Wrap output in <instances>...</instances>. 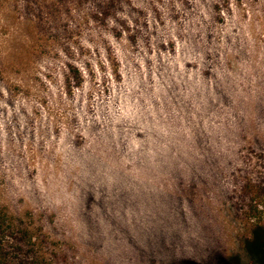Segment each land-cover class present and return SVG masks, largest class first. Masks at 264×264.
<instances>
[{"label": "rangeland", "instance_id": "1", "mask_svg": "<svg viewBox=\"0 0 264 264\" xmlns=\"http://www.w3.org/2000/svg\"><path fill=\"white\" fill-rule=\"evenodd\" d=\"M92 1L0 0V264H264V0Z\"/></svg>", "mask_w": 264, "mask_h": 264}, {"label": "trees", "instance_id": "2", "mask_svg": "<svg viewBox=\"0 0 264 264\" xmlns=\"http://www.w3.org/2000/svg\"><path fill=\"white\" fill-rule=\"evenodd\" d=\"M92 8H89V13H117L119 11V8L122 6V0H93ZM2 54H0V74H4V66L2 63ZM252 246V248H250ZM261 247L262 244L259 243L257 240H255L254 243H251L248 246V250L252 253L256 252L257 247ZM256 250V251H255ZM257 253V252H256ZM254 256H257L255 254Z\"/></svg>", "mask_w": 264, "mask_h": 264}]
</instances>
